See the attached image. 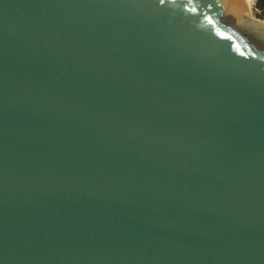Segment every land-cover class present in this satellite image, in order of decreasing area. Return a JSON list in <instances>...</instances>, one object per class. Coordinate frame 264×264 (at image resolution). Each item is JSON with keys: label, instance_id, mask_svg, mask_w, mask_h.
Returning <instances> with one entry per match:
<instances>
[{"label": "water", "instance_id": "water-1", "mask_svg": "<svg viewBox=\"0 0 264 264\" xmlns=\"http://www.w3.org/2000/svg\"><path fill=\"white\" fill-rule=\"evenodd\" d=\"M240 0H0V264H264V23Z\"/></svg>", "mask_w": 264, "mask_h": 264}, {"label": "trees", "instance_id": "trees-1", "mask_svg": "<svg viewBox=\"0 0 264 264\" xmlns=\"http://www.w3.org/2000/svg\"><path fill=\"white\" fill-rule=\"evenodd\" d=\"M254 14L257 18L264 20V0H252Z\"/></svg>", "mask_w": 264, "mask_h": 264}, {"label": "rangeland", "instance_id": "rangeland-1", "mask_svg": "<svg viewBox=\"0 0 264 264\" xmlns=\"http://www.w3.org/2000/svg\"><path fill=\"white\" fill-rule=\"evenodd\" d=\"M243 21H260L264 23V20L259 19L255 16L254 14V8H253V1L251 0V9H250V14L246 15L243 19Z\"/></svg>", "mask_w": 264, "mask_h": 264}, {"label": "bare ground", "instance_id": "bare-ground-1", "mask_svg": "<svg viewBox=\"0 0 264 264\" xmlns=\"http://www.w3.org/2000/svg\"><path fill=\"white\" fill-rule=\"evenodd\" d=\"M243 4L245 12L249 15L251 9V0H240Z\"/></svg>", "mask_w": 264, "mask_h": 264}, {"label": "snow or ice", "instance_id": "snow-or-ice-1", "mask_svg": "<svg viewBox=\"0 0 264 264\" xmlns=\"http://www.w3.org/2000/svg\"><path fill=\"white\" fill-rule=\"evenodd\" d=\"M161 2H163V0H161Z\"/></svg>", "mask_w": 264, "mask_h": 264}]
</instances>
